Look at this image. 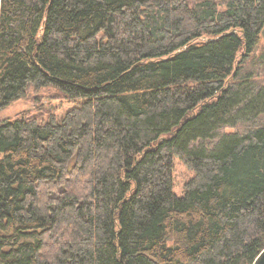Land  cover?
Listing matches in <instances>:
<instances>
[{
    "label": "trees",
    "instance_id": "trees-1",
    "mask_svg": "<svg viewBox=\"0 0 264 264\" xmlns=\"http://www.w3.org/2000/svg\"><path fill=\"white\" fill-rule=\"evenodd\" d=\"M263 28L264 0H0V112L51 90L0 119V264H252Z\"/></svg>",
    "mask_w": 264,
    "mask_h": 264
},
{
    "label": "rangeland",
    "instance_id": "rangeland-1",
    "mask_svg": "<svg viewBox=\"0 0 264 264\" xmlns=\"http://www.w3.org/2000/svg\"><path fill=\"white\" fill-rule=\"evenodd\" d=\"M217 1H222V0H217ZM239 56H241V54ZM258 60L261 62V64H263L262 68H257L259 67V65H257L259 63ZM244 66L252 69L254 71V76L257 77L258 79H261L264 82V28L261 31L258 45L254 49L253 54L248 55L244 60ZM49 94H51L50 89L35 90L33 88H29L24 98L13 101L3 110H1L0 119L13 117L16 114L21 113L23 111L33 110V107L35 105L33 103L34 97L37 95L46 97ZM44 102L47 109L50 110L56 116L57 119L61 118L62 115H64V113L72 106V104H68V103L60 104L56 101H51V100H45ZM192 175L193 173L190 170H188L178 159H174L172 177H173V191L176 195L182 194L184 185L186 184L187 180L192 177Z\"/></svg>",
    "mask_w": 264,
    "mask_h": 264
},
{
    "label": "water",
    "instance_id": "water-1",
    "mask_svg": "<svg viewBox=\"0 0 264 264\" xmlns=\"http://www.w3.org/2000/svg\"><path fill=\"white\" fill-rule=\"evenodd\" d=\"M252 264H264V248L257 255V257L254 259V261L252 262Z\"/></svg>",
    "mask_w": 264,
    "mask_h": 264
}]
</instances>
